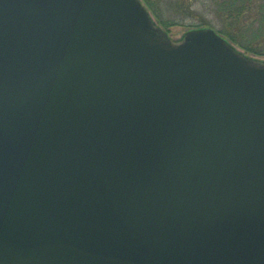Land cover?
Instances as JSON below:
<instances>
[{"label":"water","instance_id":"1","mask_svg":"<svg viewBox=\"0 0 264 264\" xmlns=\"http://www.w3.org/2000/svg\"><path fill=\"white\" fill-rule=\"evenodd\" d=\"M0 264H264V63L141 0H0Z\"/></svg>","mask_w":264,"mask_h":264},{"label":"rangeland","instance_id":"2","mask_svg":"<svg viewBox=\"0 0 264 264\" xmlns=\"http://www.w3.org/2000/svg\"><path fill=\"white\" fill-rule=\"evenodd\" d=\"M141 1L173 42L191 30L212 28L234 49L264 63V0H150V7Z\"/></svg>","mask_w":264,"mask_h":264},{"label":"trees","instance_id":"3","mask_svg":"<svg viewBox=\"0 0 264 264\" xmlns=\"http://www.w3.org/2000/svg\"><path fill=\"white\" fill-rule=\"evenodd\" d=\"M145 2H147V3H148L149 7L151 6V5H150V0H145ZM204 25H207V26H209V27H210V25H209V24H207V23H206V24H204Z\"/></svg>","mask_w":264,"mask_h":264}]
</instances>
